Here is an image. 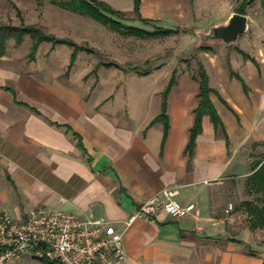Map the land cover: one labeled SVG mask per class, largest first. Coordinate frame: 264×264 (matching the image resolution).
<instances>
[{
  "label": "crops",
  "instance_id": "1",
  "mask_svg": "<svg viewBox=\"0 0 264 264\" xmlns=\"http://www.w3.org/2000/svg\"><path fill=\"white\" fill-rule=\"evenodd\" d=\"M98 1L122 18L134 14L174 33L190 14L188 0H139L137 8L135 0ZM246 1L236 7V0H221L215 15L213 27L226 25L245 6L247 28L236 41L209 37L215 44L200 54L198 72L172 69L146 95L132 96L118 84L109 89L101 76L100 88L85 89L0 68V211L16 220L39 207L103 218L123 234L121 264H264V223L254 212L264 209V191L250 184L264 165V6ZM251 3L260 11L250 10ZM71 49L64 77L81 52L69 67ZM117 69L104 63L101 73ZM202 70L218 122L204 114L188 151ZM172 76L165 129L160 115ZM144 98L147 106L138 107ZM164 190L176 191L175 199L194 210L177 219L161 211L130 220ZM241 193L246 198L238 202ZM19 264L47 262L23 256Z\"/></svg>",
  "mask_w": 264,
  "mask_h": 264
},
{
  "label": "rangeland",
  "instance_id": "2",
  "mask_svg": "<svg viewBox=\"0 0 264 264\" xmlns=\"http://www.w3.org/2000/svg\"><path fill=\"white\" fill-rule=\"evenodd\" d=\"M240 1L236 0V7ZM74 2L77 0H0V25L37 27L46 34L70 40L79 47L93 51L90 54L84 51L78 54L75 67L68 77L63 74L72 49L58 46L52 51L50 44H42L36 56L30 59L33 41L28 36L19 45L12 40L7 42L4 55L0 56V68L17 74L33 72L46 75V78L54 76L62 84L72 87L75 83L76 87L84 85L85 89L100 88L101 76V81L103 77V83L110 85L109 89L118 84L117 87L122 85L126 91H133L132 96L146 95L154 88H161L164 74H169L172 69L178 74L198 72L200 54L207 45L215 44L209 35L221 0H188L190 14L187 21L173 26L175 33L159 38L134 36L126 31L118 34L106 25L73 11ZM253 3L249 4V9L259 10ZM113 18L125 27L140 28L147 32L159 28L153 23L140 22L134 14ZM104 63L116 64L120 69L108 73L103 71L102 74ZM137 71H150L154 75L136 80L133 74L136 75ZM115 73L122 78L115 77ZM147 104L148 98H144L138 107L144 108ZM261 196L254 194V201L262 200ZM245 198L246 194L241 193L237 200L239 202Z\"/></svg>",
  "mask_w": 264,
  "mask_h": 264
},
{
  "label": "built area",
  "instance_id": "3",
  "mask_svg": "<svg viewBox=\"0 0 264 264\" xmlns=\"http://www.w3.org/2000/svg\"><path fill=\"white\" fill-rule=\"evenodd\" d=\"M176 194L164 190L146 199L130 220L161 211L177 219L192 212L195 206L181 205ZM23 256L51 264H121L126 257L123 234L103 218L39 207L16 220L0 211V264H19Z\"/></svg>",
  "mask_w": 264,
  "mask_h": 264
},
{
  "label": "trees",
  "instance_id": "4",
  "mask_svg": "<svg viewBox=\"0 0 264 264\" xmlns=\"http://www.w3.org/2000/svg\"><path fill=\"white\" fill-rule=\"evenodd\" d=\"M245 2L247 3L246 0ZM138 3L139 0H135L136 8ZM262 4L264 6V0H262ZM241 9L242 11H240L239 13L243 14L245 6H243ZM72 10L79 14L86 15L94 19L95 21H98L106 25L107 27H109V29L119 33L126 31L132 33L134 36L143 35L150 38L167 37L172 33H174V31L172 30L163 29L160 27L153 32H147L140 28L125 27L120 21L115 20L113 18V17L122 18L121 13L112 10L108 5H106L103 2H99L98 0H88V1L77 0ZM141 22L144 24L149 23L146 20H141ZM25 36H28L33 41L31 45V52L29 54L30 59L34 58L38 47L42 43H50L53 47L58 45H65L73 48L74 52L71 56L69 67L72 66L76 58V55L79 51L82 52L84 51L88 54L93 53L92 50L79 47L70 40L58 39L51 34L44 33L41 29L37 27L25 26L21 24L20 26L0 25V56L4 55L5 47L8 41L12 40L16 45H19L22 43ZM200 78H201V85H200L199 97L201 101L196 110V121L191 131V137L187 147L188 151H191L195 143V137L200 130L201 119L204 114L206 113L209 114L216 123L218 122V117L209 101L208 94L210 92V89L208 87L207 76L203 70L200 72ZM174 83H175V78L172 76L163 94L164 101L162 105V112L160 118L164 120L165 129H167V117L165 114L166 112L165 99ZM250 184L257 191L260 190L264 191V165L260 168V170L256 174H254V176H252ZM254 212H256V215L258 216V220L264 223V209L257 208L254 210ZM47 264H51V263H47Z\"/></svg>",
  "mask_w": 264,
  "mask_h": 264
},
{
  "label": "water",
  "instance_id": "5",
  "mask_svg": "<svg viewBox=\"0 0 264 264\" xmlns=\"http://www.w3.org/2000/svg\"><path fill=\"white\" fill-rule=\"evenodd\" d=\"M247 28V18L245 15L233 14L226 25L213 27L209 37L214 40H221L224 43H232L245 32Z\"/></svg>",
  "mask_w": 264,
  "mask_h": 264
}]
</instances>
